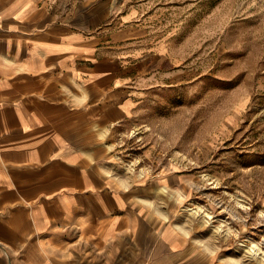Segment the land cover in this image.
Returning a JSON list of instances; mask_svg holds the SVG:
<instances>
[{
	"label": "crops",
	"instance_id": "1",
	"mask_svg": "<svg viewBox=\"0 0 264 264\" xmlns=\"http://www.w3.org/2000/svg\"><path fill=\"white\" fill-rule=\"evenodd\" d=\"M132 6L95 10L100 25L0 0V264H237L181 215L185 175L121 173L105 150L186 80Z\"/></svg>",
	"mask_w": 264,
	"mask_h": 264
},
{
	"label": "rangeland",
	"instance_id": "2",
	"mask_svg": "<svg viewBox=\"0 0 264 264\" xmlns=\"http://www.w3.org/2000/svg\"><path fill=\"white\" fill-rule=\"evenodd\" d=\"M42 1L100 25L96 11L133 5L169 37L186 80L157 88L105 150L121 173L185 175L176 206L219 261L264 264V0Z\"/></svg>",
	"mask_w": 264,
	"mask_h": 264
},
{
	"label": "bare ground",
	"instance_id": "3",
	"mask_svg": "<svg viewBox=\"0 0 264 264\" xmlns=\"http://www.w3.org/2000/svg\"><path fill=\"white\" fill-rule=\"evenodd\" d=\"M258 251V250H257Z\"/></svg>",
	"mask_w": 264,
	"mask_h": 264
}]
</instances>
